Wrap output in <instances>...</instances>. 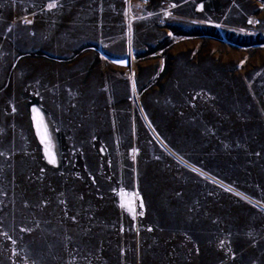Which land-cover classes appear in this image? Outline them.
Instances as JSON below:
<instances>
[{
	"label": "rangeland",
	"instance_id": "rangeland-1",
	"mask_svg": "<svg viewBox=\"0 0 264 264\" xmlns=\"http://www.w3.org/2000/svg\"><path fill=\"white\" fill-rule=\"evenodd\" d=\"M0 153V264H264V0H0Z\"/></svg>",
	"mask_w": 264,
	"mask_h": 264
},
{
	"label": "snow or ice",
	"instance_id": "snow-or-ice-1",
	"mask_svg": "<svg viewBox=\"0 0 264 264\" xmlns=\"http://www.w3.org/2000/svg\"><path fill=\"white\" fill-rule=\"evenodd\" d=\"M251 23V21H249ZM169 35H171V33H169ZM13 111H15V109H13ZM32 112V125L36 130V136L40 141V144L43 145V151H44V156L47 159V162L49 164L55 165L56 164V159L55 156L49 151L51 145H50V141L47 138L46 133H42L41 132V128H42V124L40 122H38L37 116H38V110L33 107L31 109ZM0 155H3V153H0ZM43 171V169L41 170ZM142 207V205H141ZM24 229H21V231H23ZM149 231H151V229H149Z\"/></svg>",
	"mask_w": 264,
	"mask_h": 264
},
{
	"label": "bare ground",
	"instance_id": "bare-ground-1",
	"mask_svg": "<svg viewBox=\"0 0 264 264\" xmlns=\"http://www.w3.org/2000/svg\"><path fill=\"white\" fill-rule=\"evenodd\" d=\"M130 74H131L132 77L135 75V71H134L133 66H132L131 69H130ZM147 122H148V121H147ZM149 126H150V128L153 130L155 136H156L157 139L160 141V143H161V144H162V145H163V146H164L169 152H171L175 157L179 158L184 164L189 165V167H191L192 169H194V170H196V171H198V172H200V173H202V174H204V175H207L208 177L214 179L212 176L208 175V174L205 173L204 171L198 169L196 166H194L193 164L189 163L188 161L184 160L182 157H180L179 155H177V154H176V153H175V152H174V151H173V150H172L167 144H165V142L163 141V139L158 135V133L155 131V129H154L150 124H149ZM214 180H216V179H214ZM216 181H218V180H216ZM218 182H220V181H218ZM220 183H221L222 185L228 187V188H231V187H229L228 185L222 183V181H221ZM231 189L234 190L233 188H231ZM234 191H235V190H234Z\"/></svg>",
	"mask_w": 264,
	"mask_h": 264
},
{
	"label": "trees",
	"instance_id": "trees-1",
	"mask_svg": "<svg viewBox=\"0 0 264 264\" xmlns=\"http://www.w3.org/2000/svg\"><path fill=\"white\" fill-rule=\"evenodd\" d=\"M181 33H179L178 31H174V39H178V38H182V37H186V36H197V35H206V32L204 31H194V32H182L180 31ZM214 34V33H213Z\"/></svg>",
	"mask_w": 264,
	"mask_h": 264
},
{
	"label": "water",
	"instance_id": "water-1",
	"mask_svg": "<svg viewBox=\"0 0 264 264\" xmlns=\"http://www.w3.org/2000/svg\"><path fill=\"white\" fill-rule=\"evenodd\" d=\"M115 62H117L121 65L131 66L132 65V57L129 56L127 59H122V60L116 59Z\"/></svg>",
	"mask_w": 264,
	"mask_h": 264
}]
</instances>
